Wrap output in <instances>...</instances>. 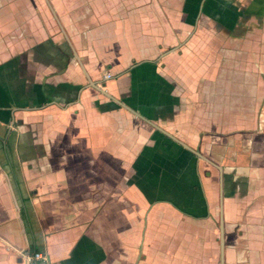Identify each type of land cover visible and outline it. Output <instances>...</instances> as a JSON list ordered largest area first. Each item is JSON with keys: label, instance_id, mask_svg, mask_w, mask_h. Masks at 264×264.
Segmentation results:
<instances>
[{"label": "crops", "instance_id": "0c3cea01", "mask_svg": "<svg viewBox=\"0 0 264 264\" xmlns=\"http://www.w3.org/2000/svg\"><path fill=\"white\" fill-rule=\"evenodd\" d=\"M221 252L264 264V0H0V264Z\"/></svg>", "mask_w": 264, "mask_h": 264}, {"label": "water", "instance_id": "95a60500", "mask_svg": "<svg viewBox=\"0 0 264 264\" xmlns=\"http://www.w3.org/2000/svg\"><path fill=\"white\" fill-rule=\"evenodd\" d=\"M220 247H221V251L223 249V228H222V221H220ZM220 264H223V252H221V255H220Z\"/></svg>", "mask_w": 264, "mask_h": 264}, {"label": "built area", "instance_id": "2783aa9c", "mask_svg": "<svg viewBox=\"0 0 264 264\" xmlns=\"http://www.w3.org/2000/svg\"><path fill=\"white\" fill-rule=\"evenodd\" d=\"M111 78V75L110 74H108V73H104L103 74V79H105V80H108V79H110ZM33 258L34 259H44V257L41 255V254H35L34 256H33ZM30 259L31 258H27V261H30Z\"/></svg>", "mask_w": 264, "mask_h": 264}, {"label": "rangeland", "instance_id": "374dc122", "mask_svg": "<svg viewBox=\"0 0 264 264\" xmlns=\"http://www.w3.org/2000/svg\"><path fill=\"white\" fill-rule=\"evenodd\" d=\"M217 227L216 228H218V224L216 225ZM217 230V229H216Z\"/></svg>", "mask_w": 264, "mask_h": 264}]
</instances>
